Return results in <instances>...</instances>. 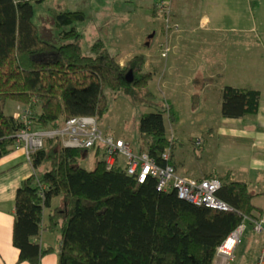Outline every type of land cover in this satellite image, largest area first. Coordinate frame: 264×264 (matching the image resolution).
Listing matches in <instances>:
<instances>
[{"label":"trees","instance_id":"16d2710c","mask_svg":"<svg viewBox=\"0 0 264 264\" xmlns=\"http://www.w3.org/2000/svg\"><path fill=\"white\" fill-rule=\"evenodd\" d=\"M34 1L44 0H0V173L8 148L23 145L18 143V133L28 126L26 116L33 120L34 129L57 128L76 115L95 116L99 124L110 106L108 88L135 95L154 75L152 69L144 68L143 53L122 64L120 53L110 51L101 37L92 45L93 53H84L76 25L85 19L84 10H54L63 35L75 40L57 45L41 37L33 18ZM161 2L153 5L154 16ZM170 5L166 15L173 22L174 0ZM64 25L71 28L64 29ZM208 78L197 76L195 85ZM148 93L151 109L141 115L139 147L124 139L135 151H147L159 165L186 174L172 158L176 136L168 135L165 119L169 112L174 120L178 111L156 92ZM261 95L260 88L226 83L221 113L228 117L254 114ZM192 98L195 104L199 102V87ZM8 99L22 104L20 115L6 111ZM200 139L194 138L195 146L202 148ZM61 140L48 137L44 146L32 152L34 172L17 189L13 223L17 264H41L42 257L54 250L58 264H216L218 245L241 222L246 225L240 244L252 239L259 253L257 239L262 233L247 218L259 214L254 212V193L231 169L194 176L221 181L214 194L231 208L220 209L182 197L172 182L159 187L158 175L149 173L140 180L139 170L130 173L118 160L108 164L104 144L97 145L98 152L103 147V154L89 169L78 162L87 148L64 145ZM57 229L60 233L54 245L41 242L43 231Z\"/></svg>","mask_w":264,"mask_h":264},{"label":"rangeland","instance_id":"374dc122","mask_svg":"<svg viewBox=\"0 0 264 264\" xmlns=\"http://www.w3.org/2000/svg\"><path fill=\"white\" fill-rule=\"evenodd\" d=\"M156 1H34L33 18L39 28L41 37L57 45H61L66 41L75 39L74 36L63 35L61 29L56 24L54 10L81 9L85 11L86 17L83 20H78L76 25L82 33L79 44L84 53L94 52L92 45L99 37L105 41L106 47L110 51H118L120 53V62L122 64L130 61L134 55L143 53L146 59L144 68L154 71L150 84L135 95L123 89L112 92V89L108 88L107 93L110 99V106L104 118L99 122L100 128L105 133L109 131L114 136H128L132 141L133 147L138 148L141 143V115L146 110L151 109L148 104V92L154 91L158 93L155 94L159 98H164L169 106L178 111L174 120H171L169 112L165 114L168 135L173 138L176 136L173 148H175L178 158L180 157L183 161L180 167L181 171L186 170L191 174L198 169L197 165L199 164L203 169H206L214 158L213 156H209L208 153L202 152L203 148H200V146H195L194 136L203 133L201 127L206 122L218 121L216 110L209 113L195 110L189 102L191 98L185 97L182 93L185 92L182 91V88H189L188 77L185 75L192 73V58L201 61L210 57V53H215L216 55L219 54V58L217 60L215 58V61H218L219 64L224 61L228 62V64L236 63L238 58L241 57L245 62H249L254 56L264 59V33H262L260 44L256 40V33L254 31L235 32L230 30L228 31V41L220 42L219 40H222V33L220 34L219 29H212V33L206 29L192 31V24L190 23L194 18V11H192V17L188 13L181 17L182 23H179L177 18H174L173 22H171V18L166 15L168 12H159L158 10V14L154 16L152 12ZM200 1H198V4H201ZM208 1L210 4L213 2L212 0ZM249 17L253 16L251 14L249 16L245 15V21ZM69 28H71L70 25H64V29ZM156 29L158 30L157 33H155ZM150 35H153L154 38L151 44H147ZM221 51L223 52V61L221 60ZM149 56L153 59L152 64L147 63ZM201 67L202 64L198 72H200ZM132 77L133 70L131 69L127 72V78L130 79ZM163 77L167 79L166 86L162 83ZM178 78L181 82V90L175 94H169L172 99V95L177 97L179 102L175 104L170 97L164 96L162 92L165 88L172 87ZM19 104L15 99H8L6 111L8 113H15ZM98 144L102 146V142L99 141ZM102 151L103 147L98 152L97 145L87 148L80 157L79 164L89 169L94 168L98 156L103 154ZM42 170L40 169V171ZM59 198L61 199L60 196ZM56 199L58 197L55 198V201ZM247 222L249 221L247 220ZM247 229L252 234L254 233L250 226ZM52 232L53 234H51ZM52 232L50 234L56 237V234H59L60 230L57 229ZM243 244L245 247L248 244L249 251L244 247L241 248L236 258L239 262H235L234 258L231 264H244L249 261L253 262L256 259L258 244L252 239L249 242L245 240Z\"/></svg>","mask_w":264,"mask_h":264},{"label":"crops","instance_id":"0c3cea01","mask_svg":"<svg viewBox=\"0 0 264 264\" xmlns=\"http://www.w3.org/2000/svg\"><path fill=\"white\" fill-rule=\"evenodd\" d=\"M198 1L174 0L173 13L179 23H182L181 17L187 13L192 17L191 14L194 11V18L192 21L189 19L192 31L206 29L212 33V29H219L220 34L222 33L220 42L228 41V31L230 30L235 32L254 31L256 40L260 44L262 33H264V0H212L211 4L208 0H201V4H198ZM250 14L253 17H249L245 21L244 16ZM157 31L156 29L155 33ZM149 38L147 44H151L154 37L152 35ZM210 54V57L201 61L192 58V73L185 75L188 77L189 88H182V91H185L182 93L185 97L191 98L189 102L195 110L204 113L216 110L218 121L206 122L201 127L203 133L194 136L202 138V152H206L214 158L206 169H203L199 164L197 165L198 169L191 174L186 170L181 171L180 167L183 161L180 157L178 158L175 149L171 151L172 158L176 160L180 172L193 177L201 176L213 169L222 171L231 169L235 178L247 182L249 190L254 193V212L260 213L264 211V59L254 56L249 62H245L241 57L236 63L228 64L224 61V64L220 63V65L218 61H215V58L216 60L219 58V54ZM221 60L223 61L222 51ZM147 63H153L152 57H148ZM201 64V70L198 72ZM197 76L209 78L195 85ZM166 81L167 79L163 77L162 83L165 86ZM226 83L260 88L262 95L258 111L240 117L223 116L220 107ZM180 87L181 82L178 78L173 86L165 88L162 94L170 97L171 93L179 92ZM198 87L201 98L195 104L192 94ZM172 97L173 99L171 97L170 99L178 104L177 97L173 95ZM22 109L20 103L15 114L20 115ZM107 132L109 133V131ZM116 137H123L132 143L126 135H117ZM118 161L125 164V157L120 155ZM1 166L3 171L0 173V264H17L19 250L13 242L15 196L18 187L26 177L34 172V168L31 160L27 157L24 145L10 146L1 159ZM48 210L49 208H46V215ZM51 234L50 231H43L40 237L41 242L45 245H54L59 234H56V237ZM243 247L249 249L248 244L246 247L243 243L240 244L236 249L235 262H239L236 258L239 250ZM41 264H58V253L55 250L46 253L42 257Z\"/></svg>","mask_w":264,"mask_h":264},{"label":"built area","instance_id":"2783aa9c","mask_svg":"<svg viewBox=\"0 0 264 264\" xmlns=\"http://www.w3.org/2000/svg\"><path fill=\"white\" fill-rule=\"evenodd\" d=\"M171 0H162L159 3V11L171 12ZM33 120L26 116V124L18 133V143L26 148L27 157L31 160V154L36 149L44 146L48 137H60L64 145L91 147L102 142L107 149V163L112 165L118 160V155L126 158V168L128 172L139 170L140 180H144L149 173L159 176V187H167L171 182L178 187L182 197L196 202H205L220 209H229L231 205L225 200L217 197L214 193L220 187L221 181L218 178H204L197 180L189 174H180L173 166L163 167L147 152H137L132 145L122 137L105 135L99 127L95 116L76 115L70 117L62 126L50 129L31 128ZM201 142V140H199ZM109 149V151H108ZM165 156L167 154L165 153ZM258 217L247 218L255 222V229L262 233V237L257 239L260 245L256 259L246 264H264V211L257 214ZM245 222H241L235 227L218 245L216 251V264H230L235 257L238 245L243 241Z\"/></svg>","mask_w":264,"mask_h":264},{"label":"water","instance_id":"95a60500","mask_svg":"<svg viewBox=\"0 0 264 264\" xmlns=\"http://www.w3.org/2000/svg\"><path fill=\"white\" fill-rule=\"evenodd\" d=\"M150 36H152V35H150ZM149 42V41H148Z\"/></svg>","mask_w":264,"mask_h":264}]
</instances>
